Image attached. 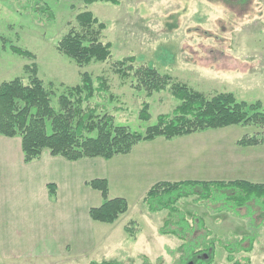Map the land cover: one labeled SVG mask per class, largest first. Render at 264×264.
I'll list each match as a JSON object with an SVG mask.
<instances>
[{
    "label": "rangeland",
    "instance_id": "obj_1",
    "mask_svg": "<svg viewBox=\"0 0 264 264\" xmlns=\"http://www.w3.org/2000/svg\"><path fill=\"white\" fill-rule=\"evenodd\" d=\"M37 1V8L48 5L52 17L44 13L43 19H39L33 11L20 7V2L32 5ZM84 9L104 23L101 40L111 43L112 47L108 60L91 62L79 68L57 52L56 43L69 28H78L75 16ZM0 32L35 54L38 76L52 90L55 106L56 97L63 90L60 83L64 86L78 84L80 71L89 72L93 78L103 76L109 91L96 94L84 105L95 106L99 113L113 115L116 123L132 131H143L154 123L158 114L170 113L177 101L168 91L154 93L147 98L144 92H135L131 88L130 80L122 82L115 74L113 64L128 56H134L137 65H151L206 96L231 92L237 100L248 103L260 101L264 110V0H118L117 4L95 2L88 6L83 0H0ZM31 62L8 49L2 50L0 83L18 76L27 81L23 66ZM143 101L149 103L151 118L148 122L138 119ZM244 134L260 136L264 135V131L256 126L232 125L169 141L157 138L152 142H140L130 153L115 155L108 163L109 198H125L129 209L106 230L98 233L96 230L97 236L90 241L96 243L102 238L101 244H92L95 246L80 253L68 250L60 259L62 261L41 254L17 258L13 263L5 259L9 248L3 250L0 240V264H89L91 260L143 264L144 256L150 264H179L177 239L158 233L167 212L149 213L143 205L146 187L159 180L256 181L253 178L258 177L261 179L259 182H264V173L257 174V166L253 167L256 162L264 160L255 152L257 147L245 148L236 144ZM18 139L15 137L9 142L14 143ZM248 151L255 158L243 156ZM248 161L251 164L247 166ZM245 169L255 172L251 174ZM26 176L29 177L28 174ZM34 180L35 183L39 181L35 177ZM7 187L8 183L5 190ZM40 187L44 190L45 186L42 184ZM218 194L217 199H222L224 194ZM88 199L91 207L96 205L92 197ZM21 202L10 201L15 208L22 204V211L27 209L28 212L15 216L18 234L10 232L9 238L19 237L28 246L33 239L31 234L22 235L24 230L21 228L26 225L32 230L35 224L33 214L42 206L44 209L53 205L45 203L43 193L29 187ZM49 202L53 200L49 199ZM222 203L217 202V206ZM178 205L188 218L194 214L201 215L213 236L220 238L219 242H229L232 247L237 239L247 237L242 244L244 246L249 244V237H253L255 247L248 254L249 264H264V212L257 204L252 202L249 207L238 209L243 217L230 210L211 214L206 205L195 204L191 199L182 200ZM226 205L234 209L229 203ZM6 215L0 214V218ZM48 218H53V215ZM131 221L139 227L134 237L128 236L124 230V226ZM4 225L5 222H0V238H6ZM109 230V237L103 239V233ZM198 234L204 232L198 231ZM244 255L242 251L235 257L241 260ZM212 264H230L220 245L215 249Z\"/></svg>",
    "mask_w": 264,
    "mask_h": 264
},
{
    "label": "trees",
    "instance_id": "obj_2",
    "mask_svg": "<svg viewBox=\"0 0 264 264\" xmlns=\"http://www.w3.org/2000/svg\"><path fill=\"white\" fill-rule=\"evenodd\" d=\"M95 2L117 4L118 0H83L85 6ZM39 2H20L23 10L33 11L39 19L44 13L52 17L48 5L37 8ZM51 19V18H50ZM78 28H69L56 43V50L79 68L91 62H104L111 56V43L101 40L104 23L89 10H82L75 16ZM8 49L13 54L32 60L23 66L27 75L14 77L0 83V136L18 137L24 163L40 158L43 151L51 156L63 157L69 161L82 158H103L109 160L115 155L128 154L140 142H150L157 138L167 141L209 129H221L232 125L256 126L264 131V110L260 101L248 103L237 100L231 92H218L212 96L193 89L178 81L168 73L160 72L151 65H137L134 56L124 57L114 62V72L124 82L130 80L135 92H144L147 98L154 93L168 91L177 101L170 113L158 114L154 123L141 132L132 131L127 126L115 122L113 115L99 113L89 101L100 93H107L109 86L103 76L93 78L87 71H80V81L73 86L62 87V92L53 104V92L38 76L34 63L36 56L7 38L0 32V52ZM96 83V84H95ZM52 84H50L51 86ZM110 98V94H108ZM149 103L143 101L138 119L148 122ZM240 147L264 144V135L244 134L236 141ZM99 192L102 202L89 208L92 221L112 224L128 211V201L123 197L109 198L108 181L95 178L85 183ZM51 197L56 194L53 183L47 184ZM221 195L222 199H217ZM191 199L195 204H203L211 214L234 211L249 207L252 202L264 212V183L243 179L234 180H159L145 192L142 202L149 213L162 210L167 216L158 228L160 235H171L178 240L179 264H212L214 252L219 245L224 249L226 261L230 264H249L248 256L253 249L254 238L242 246L247 237L236 240L231 247L229 242H219L213 236L204 218L194 214L189 218L180 210L179 202ZM223 201L220 206L217 202ZM234 206L232 210L229 205ZM243 217V216H241ZM264 219V217L262 218ZM136 223L131 221L124 226L128 236L136 235ZM198 231L204 234H198ZM246 255L237 259L239 252ZM144 263L150 264L147 257ZM179 262V261H178ZM89 264H117L113 261L91 260Z\"/></svg>",
    "mask_w": 264,
    "mask_h": 264
},
{
    "label": "crops",
    "instance_id": "obj_3",
    "mask_svg": "<svg viewBox=\"0 0 264 264\" xmlns=\"http://www.w3.org/2000/svg\"><path fill=\"white\" fill-rule=\"evenodd\" d=\"M12 139L13 138L0 136V202L2 203L0 214L1 216L2 214H8V216L6 215L0 218V222H5V225L2 227L7 230V232L4 233L6 238H0L3 242L1 248L3 250L5 247L9 248L6 251L8 254L5 259L9 262L13 261L14 263L18 260L17 258H27L28 256H39L43 254L46 258L60 260L63 259L62 256L64 257L68 250L80 253L85 250L87 251L90 246H95L92 244H101L102 238L99 239L100 242L97 240L98 242L96 243L91 242L90 239L97 236L96 230L97 233L98 231L102 232L112 226L113 223H99L89 218L88 211L91 204L88 197L90 196L96 201L95 206L101 204L102 198L100 194L98 196V191L91 189L85 183L95 178H105L108 181V163L110 159L82 158L76 161H69L63 157L51 156L47 151H43L39 159L24 163L20 148V140H15L16 142L14 143L9 142L14 141ZM256 147L257 149L255 152L263 158L264 153H262V151L264 152V145ZM249 149L252 150V148ZM243 156L246 158L253 156L255 158V155H251L249 151L244 153ZM261 162H264V160H260L253 164L254 168L257 166L255 169L257 174L261 171L264 173V164H260ZM250 164L251 163L248 161L247 166ZM245 170L247 171V169ZM75 171H77V173H75ZM255 171L249 170L247 172L252 174ZM27 174L29 177L26 176ZM34 177L38 178L39 181L35 183ZM253 179L256 181L251 182L261 181L258 177ZM50 182H53L56 187V194L54 197L49 195L46 188V184ZM7 183L8 187L5 190V185ZM34 183L35 185L33 187L32 185ZM154 183H151L146 188L148 189ZM42 184L45 186L43 188L44 190L40 187ZM27 187L39 190L40 193H43L45 203L53 205V207L48 206L44 207V209L42 206L40 211L33 214V222H35V224L32 230H29V226L26 225H23L21 228V230H24L22 235L31 234L33 239L28 246L25 245V242L19 237L13 240L9 238L10 232H16L15 234H18L17 224L14 222V220H16L15 216L28 212L27 209L22 211V204L21 207L15 208V206L10 204V201L14 200L19 204ZM4 191H6V193ZM3 193H5L6 196ZM49 199H52L53 202H49ZM9 214L11 215L9 216ZM52 215L53 218H48ZM106 232L107 233H103V239L105 237L108 238L110 235V230ZM136 232H139L138 226ZM143 237L144 236L141 238ZM147 238L148 236L146 239ZM8 241L11 244H9ZM254 247L255 246H253V250ZM63 262L66 263L68 260H63Z\"/></svg>",
    "mask_w": 264,
    "mask_h": 264
}]
</instances>
